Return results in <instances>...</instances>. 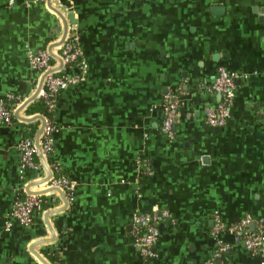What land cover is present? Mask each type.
Returning <instances> with one entry per match:
<instances>
[{"label": "crops", "instance_id": "obj_1", "mask_svg": "<svg viewBox=\"0 0 264 264\" xmlns=\"http://www.w3.org/2000/svg\"><path fill=\"white\" fill-rule=\"evenodd\" d=\"M68 31L84 69H63L71 83L51 110L50 158L74 184L70 200L41 187L50 165L41 157L22 174L18 151L42 127L24 113L42 80L27 56L56 51ZM218 67L235 75L234 91L229 119L212 127L202 109L220 100L206 91ZM8 93L23 103L0 124V264H142L132 217L154 209L173 221L159 225L146 264H206L214 214L226 225L260 219L264 236V0H0ZM174 96L183 110L168 137L161 106ZM27 186L43 208L24 227L12 213ZM218 239L222 264L260 263L231 234Z\"/></svg>", "mask_w": 264, "mask_h": 264}, {"label": "built area", "instance_id": "obj_2", "mask_svg": "<svg viewBox=\"0 0 264 264\" xmlns=\"http://www.w3.org/2000/svg\"><path fill=\"white\" fill-rule=\"evenodd\" d=\"M44 1V0H36ZM10 1V5H12ZM78 36L67 32L62 43L56 51L39 50L30 52L27 56L28 63L35 70L42 80L38 85L36 98H42L50 108H53L55 98L60 91L66 90L71 80L63 73V69L68 66H77L84 69L82 62H78ZM54 59L55 63L54 64ZM235 75L229 73L225 68L218 67L215 80L207 87L208 94L220 96L219 102L215 106H204L202 109L203 118L206 124L212 127L223 126L229 119L230 108L234 91ZM73 82V80H72ZM173 101L166 97L162 102L163 119L161 122V132L168 137L173 135V125L176 114L183 110V104L174 96ZM22 99L15 94L8 93L0 97V124L10 125L16 120L13 109L22 104ZM19 117V116H18ZM17 117V120L19 119ZM43 118V117H42ZM44 119V118H43ZM54 128L44 119L41 132L38 136L26 135L18 144L20 154V171L25 175L27 170L34 171L39 165L35 164L36 155L46 160L47 155L52 151L51 133ZM41 140L43 143L40 145ZM48 176L41 181L43 189H58L64 192L68 199H71V191L74 188L66 176H57L59 167L57 164L47 166ZM148 171V170H147ZM24 198L16 200L12 218L21 226L28 227L33 222L35 212L41 211L42 200L38 192H34L28 186L23 190ZM214 223L211 236L215 240V249L212 259L206 264H212L213 260L220 257L228 247L219 241V235L223 232L231 234L236 242H241L247 251L258 254L261 257L259 264H264V236L262 231V220L245 216L231 224H224L218 215L214 214ZM166 221H173L172 215L165 209L153 210L148 214L137 212L132 217L133 227V247L137 249L142 264L155 257L154 248L159 240V225ZM251 226L253 229H251ZM143 227V232L138 231Z\"/></svg>", "mask_w": 264, "mask_h": 264}, {"label": "trees", "instance_id": "obj_3", "mask_svg": "<svg viewBox=\"0 0 264 264\" xmlns=\"http://www.w3.org/2000/svg\"><path fill=\"white\" fill-rule=\"evenodd\" d=\"M77 61L79 62L80 61V58L78 57ZM62 91L59 92V94L61 93ZM58 94V95H59ZM57 95V96H58ZM56 96V97H57ZM56 99V98H55ZM51 110L52 108H50L48 106V104L46 103L45 100H43L42 98H36L33 102H31V104H29L26 109L24 110V113L26 114V116H34V115H39L41 117H43L44 119H46L50 125L53 127V124L51 122ZM39 123L38 120H34L33 122V128L32 130L35 132L36 131V125ZM174 123H175V119H174ZM54 128V127H53ZM43 143V140H41L40 142V145ZM51 154V153H50ZM50 154L47 155V158H46V161L49 163V164H54L53 161H51V158H50ZM34 161H35V164L36 165H40V157L38 155H36V157L34 158ZM59 167V166H58ZM60 168V167H59ZM31 171L27 170L25 172V176L27 178H30L31 177ZM57 176H64V174L61 172V170L59 169V174H56ZM143 176H146V173L144 172L143 173ZM24 198V194H23V191L21 192V195L20 197H18L17 199L18 200H22ZM41 208H43V206H41ZM143 227H139L138 228V231L140 232H143ZM49 259H52L54 263H59L60 264V261L61 259L58 257V256H54L53 258L47 256ZM59 260V261H58ZM218 260H221V262H218ZM222 262H225L224 260V255H220L219 258L213 260L212 264H222Z\"/></svg>", "mask_w": 264, "mask_h": 264}, {"label": "water", "instance_id": "obj_4", "mask_svg": "<svg viewBox=\"0 0 264 264\" xmlns=\"http://www.w3.org/2000/svg\"><path fill=\"white\" fill-rule=\"evenodd\" d=\"M220 11H221V8H218V7H213L212 8V12H214V13H220ZM36 119H39L40 121H42L43 122V118L41 117V116H38V117H36ZM40 132H41V130H40ZM40 132H39V134H40ZM38 134V135H39ZM37 135V136H38ZM251 229H253V227L251 226ZM218 262H221V260H218Z\"/></svg>", "mask_w": 264, "mask_h": 264}]
</instances>
